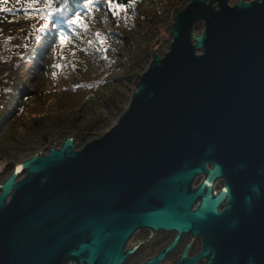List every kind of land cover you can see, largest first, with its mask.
Listing matches in <instances>:
<instances>
[{
  "label": "water",
  "instance_id": "water-1",
  "mask_svg": "<svg viewBox=\"0 0 264 264\" xmlns=\"http://www.w3.org/2000/svg\"><path fill=\"white\" fill-rule=\"evenodd\" d=\"M170 37L162 55L151 50L105 132L78 148L66 136L0 183V264H123L137 228L177 231L144 263L157 264L182 231L215 222L226 192L209 195L221 172L216 160L252 153L254 143L232 142L250 139L252 111L264 101V0H189L173 11ZM201 171L205 179L190 192ZM195 260L183 252L178 264ZM207 264L230 261L211 253Z\"/></svg>",
  "mask_w": 264,
  "mask_h": 264
},
{
  "label": "trees",
  "instance_id": "trees-1",
  "mask_svg": "<svg viewBox=\"0 0 264 264\" xmlns=\"http://www.w3.org/2000/svg\"><path fill=\"white\" fill-rule=\"evenodd\" d=\"M136 1L116 0L109 5L107 0H0V11L22 26L18 36L7 34L5 39H0L5 49L0 54V142L7 138L14 139L12 133L16 128H11L28 112L30 105L41 99L40 94L44 92L32 90L27 84L28 78H31V68L36 62L35 52L38 51L42 53L40 72L51 75L61 69V59L74 47L83 48L84 42L89 49L94 44L99 45L98 50L105 55L93 58L96 69L92 78L67 81L69 76L53 85L59 91L73 94L82 107L97 106L107 110L108 114L114 111L121 113L123 103L128 102L133 91L128 92V84L133 81L136 85L138 69L143 71L146 67L152 48L159 43L160 32L170 34V31H166L170 30V26L162 27L159 23H153L154 18L161 20L159 0H153L158 10L150 16L139 9ZM178 1L163 0L164 10L173 9ZM117 3L123 7H117ZM146 22H151L158 36L142 44L141 37L148 36L145 32L152 30L145 26ZM195 28H200V25L197 24ZM101 36L108 39L102 49L101 40L99 42ZM71 118L64 128L73 129L75 118ZM101 121L106 122L107 118L98 114L95 123ZM79 134L81 142L87 132L80 131ZM51 140L52 136L43 137L42 144L46 145V149L52 144ZM34 150L33 143H24L23 151L31 155ZM9 166L7 162L0 169V180L10 173Z\"/></svg>",
  "mask_w": 264,
  "mask_h": 264
},
{
  "label": "flooded vegetation",
  "instance_id": "flooded-vegetation-1",
  "mask_svg": "<svg viewBox=\"0 0 264 264\" xmlns=\"http://www.w3.org/2000/svg\"><path fill=\"white\" fill-rule=\"evenodd\" d=\"M252 112L250 139L232 142L254 143L252 153L247 157L236 155L230 160H216L221 172L211 180L209 195L216 197L223 187L226 192L216 204L219 215L215 222L198 233L182 231L175 245L157 264H178L183 252L186 260L196 257L194 264H207L211 253L216 258L228 257L230 264H264V101L261 111ZM204 166L210 169L211 163L205 161ZM205 177V171L195 174L189 191L197 189ZM206 189L204 187L201 193ZM200 202L199 194L194 197L191 210H195ZM177 234L175 230L139 227L128 239L125 249L135 246L129 257L135 256L140 260L139 264H144L171 243ZM206 240H210L211 245L203 253Z\"/></svg>",
  "mask_w": 264,
  "mask_h": 264
},
{
  "label": "rangeland",
  "instance_id": "rangeland-1",
  "mask_svg": "<svg viewBox=\"0 0 264 264\" xmlns=\"http://www.w3.org/2000/svg\"><path fill=\"white\" fill-rule=\"evenodd\" d=\"M188 1L189 0H179L173 9L168 8L166 11L163 8V0H159L158 7L162 10V12L159 11L161 20L157 21V18H154L153 23H159V25L162 27L168 26L169 28L170 26L171 30L173 15L172 11L175 8L182 9ZM236 1L238 0H228V4L232 5ZM135 3H137V6L140 10L145 11L149 16L152 15L154 11L158 10L155 7L156 4L153 3V0H137ZM1 6L2 2H0V9ZM5 14L6 13L0 11V39H3L7 34H11L13 37L18 36L19 30L22 28L21 23L9 19V17H7ZM199 25L200 28H196L197 33L202 29L201 23H199ZM145 26L147 28H151L152 30L145 32L148 34V36L141 37L142 40L140 41L142 44L149 42L152 38L156 39L158 36L155 35L151 22H146ZM170 30L168 29L166 31L169 32ZM164 35L165 34L163 32H160L161 37L158 39L159 43L155 48H152L159 55H162L166 50H168V45L171 40L170 34H166V38L163 39L165 37ZM1 42H4V40ZM99 42L102 43V49L105 48V44H107L108 39L101 36V38H99ZM82 45L83 48H80V46L74 47L71 52L68 53V55H64V57L61 59V71L57 70L51 75H45L44 73L40 72L39 69L42 65V53L40 51L35 52L34 57L36 62L31 68V78H28L27 84L32 90L37 89L38 92H44L40 94L41 99L30 105L28 112L23 114L17 120L16 125L11 128V130L16 128V131L12 133L14 139L7 138L0 142V157L2 159L0 160V169H3L4 165L8 162L10 165L8 170L11 171L13 166L30 156L27 151H23L24 143H33L35 145V150L33 153L37 152L43 154L48 150L46 149V145L42 144L43 137L52 136V140L50 141L52 144L48 146L49 148L52 145L58 146L64 137L71 136L76 143V147L78 148L81 147L86 141L100 136L116 121L117 117L120 115L117 114L116 111H114L112 114H108L107 110L97 106H92L89 108L82 107L80 106L78 99L74 97L73 94L71 95L63 91H59L57 86L53 85V83H59L61 80L69 76V80L67 81H72L73 79L78 80L81 77H93L92 75H94L96 69V62L94 63L93 58L98 55L104 57L105 53H100L98 50L99 45L94 44L91 46V49H89L90 47L88 48V46H86L85 42ZM2 46L3 44L0 47ZM96 50L99 53H97ZM4 51L5 49L3 47L2 49L0 48V54H2ZM141 72L142 71L138 69V74ZM128 87V92L131 90L134 91L136 89V85L133 81L128 84ZM124 89L126 88L124 87ZM106 93L107 92L105 91V94ZM127 103H123L124 108L126 107ZM98 114H101L103 117L107 118V121L95 123V119ZM71 117L75 118L73 129L64 128L67 127V122L72 120ZM80 131L87 132V135L81 142H79ZM4 179L5 177L3 176L0 181H3ZM139 261L140 260L137 257L131 256L123 264H139Z\"/></svg>",
  "mask_w": 264,
  "mask_h": 264
},
{
  "label": "snow or ice",
  "instance_id": "snow-or-ice-1",
  "mask_svg": "<svg viewBox=\"0 0 264 264\" xmlns=\"http://www.w3.org/2000/svg\"><path fill=\"white\" fill-rule=\"evenodd\" d=\"M116 2V0H107V3L109 4V5H111V4H113V3H115ZM129 2H131V0H129ZM117 7H123V5H121V4H118L117 3ZM78 19V18H77ZM76 22V20H74L73 21V23H75Z\"/></svg>",
  "mask_w": 264,
  "mask_h": 264
},
{
  "label": "bare ground",
  "instance_id": "bare-ground-1",
  "mask_svg": "<svg viewBox=\"0 0 264 264\" xmlns=\"http://www.w3.org/2000/svg\"><path fill=\"white\" fill-rule=\"evenodd\" d=\"M16 168L18 167L17 165H15ZM17 172H21V169L17 168Z\"/></svg>",
  "mask_w": 264,
  "mask_h": 264
},
{
  "label": "built area",
  "instance_id": "built-area-1",
  "mask_svg": "<svg viewBox=\"0 0 264 264\" xmlns=\"http://www.w3.org/2000/svg\"><path fill=\"white\" fill-rule=\"evenodd\" d=\"M67 264H70V263H67Z\"/></svg>",
  "mask_w": 264,
  "mask_h": 264
}]
</instances>
